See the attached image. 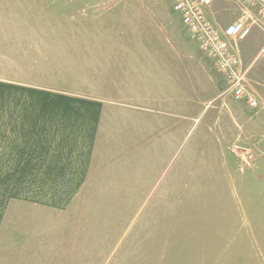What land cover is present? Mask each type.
<instances>
[{"label": "rangeland", "instance_id": "1", "mask_svg": "<svg viewBox=\"0 0 264 264\" xmlns=\"http://www.w3.org/2000/svg\"><path fill=\"white\" fill-rule=\"evenodd\" d=\"M208 18L250 26L257 107L221 93L169 0H0L1 80L104 103L83 188L0 264H264V19Z\"/></svg>", "mask_w": 264, "mask_h": 264}, {"label": "crops", "instance_id": "2", "mask_svg": "<svg viewBox=\"0 0 264 264\" xmlns=\"http://www.w3.org/2000/svg\"><path fill=\"white\" fill-rule=\"evenodd\" d=\"M103 111L96 98L0 79V257L21 251L83 188Z\"/></svg>", "mask_w": 264, "mask_h": 264}, {"label": "built area", "instance_id": "3", "mask_svg": "<svg viewBox=\"0 0 264 264\" xmlns=\"http://www.w3.org/2000/svg\"><path fill=\"white\" fill-rule=\"evenodd\" d=\"M241 6L254 9L264 19V0H235ZM183 31L196 43L201 59L207 61L223 82L222 94L244 102L249 108L258 105L256 96L247 89L246 70H242L236 44L250 34L245 20L237 19L217 27L208 18L214 0H169Z\"/></svg>", "mask_w": 264, "mask_h": 264}]
</instances>
